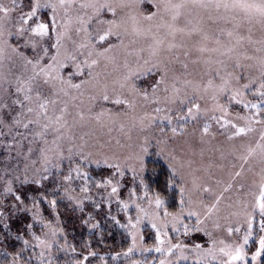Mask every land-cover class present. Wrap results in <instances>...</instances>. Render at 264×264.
I'll return each instance as SVG.
<instances>
[{"label":"snow or ice","instance_id":"snow-or-ice-1","mask_svg":"<svg viewBox=\"0 0 264 264\" xmlns=\"http://www.w3.org/2000/svg\"><path fill=\"white\" fill-rule=\"evenodd\" d=\"M140 3L143 0H27L26 3L9 0V4L5 5L0 0V147L5 148L9 158H21V162L15 166L0 168V235L5 230L10 231L8 221L19 213L31 214V222L25 226V235L31 237L32 242L23 239L24 247L13 255L12 264H32L34 259L38 264H53V246L60 250L67 247V244L63 248L58 245L55 239L57 229L51 222H45L39 207L47 201L46 192L31 195L26 194L24 188L28 185L44 187L43 181L49 179V175L44 174L50 171L48 165L59 167V161L65 158L63 144L65 141L72 142V129L92 119L83 111H76L73 115L65 99H76L71 96V90L79 91L91 81L73 83L72 74L65 78L64 70L72 64L76 69L75 74L83 75V68L87 67L88 76L96 79L91 69L101 59H115L114 55L109 56L113 52L112 46L103 50L96 47V44H103L111 35L119 34V31L114 33L113 29L132 35L133 45L142 42L143 46L138 52L147 50L150 57L144 60V64L151 65L148 71L155 69L160 74V79L152 89L153 94L164 86L165 103L178 104L181 110L186 107V112L178 119L198 120L209 112L221 113V117L213 114L210 119L216 121L221 129H230V134L226 135L228 141L241 139L239 145L233 143V149L242 153L239 159L244 162L240 171L229 172L227 179L217 178L213 182L212 173L204 169L205 174L201 175L202 169L192 168L195 161L190 159L191 188H180L178 212H169L164 207V201L156 196L155 207L151 212L136 205L139 214L135 223L129 218L130 227L136 229L142 218L149 219L156 229V252L172 256L178 251L179 259L183 260L188 259L185 253L191 252L196 257L195 264H207L208 258L214 264H250V261L258 264L259 260L264 259V0H156V11L148 15L138 17L127 11ZM118 9L125 12V17L119 22L99 19L105 11L116 16ZM129 21L131 28L128 27ZM94 22L98 27L92 28ZM105 24L107 28L103 27ZM80 56L85 57L83 61L78 60ZM237 70L249 74L245 77ZM127 79L125 76V82ZM243 79L248 82L240 84ZM169 80L172 81L170 88L167 86ZM178 82L183 85L182 88L177 87ZM120 87H126V83H120ZM252 87H255L253 95L259 98L258 102L243 103L242 99H238ZM225 94H228L229 104L243 103L244 108L255 109L251 115L236 114L235 120L243 121V126L228 118L229 108L220 103V97ZM103 98L107 100L108 96L104 95ZM143 99H149L147 92L143 93ZM200 100H210L211 109L202 107L198 102ZM152 102L160 101L157 98ZM115 103L128 102L117 99ZM128 106L134 107L131 103ZM154 111L159 113L162 109L156 108ZM103 115L100 113L94 119L99 121ZM164 118L169 124L172 123L170 117ZM154 120L155 117L146 113L140 118V130L150 127ZM255 125L260 126L258 140L244 143L243 138L257 131ZM210 129L211 124L205 123L200 145L207 142ZM160 131L164 133L163 128ZM171 134L175 137L183 132L172 127ZM185 142L191 145L192 156H204L205 149L202 146L197 153V146L192 141ZM157 143L166 144L167 141L158 139ZM252 143L255 147H252ZM117 145L121 148L132 147L119 141ZM83 148V144L79 146L81 152ZM146 151V147L141 148V152ZM37 153L38 157L33 159ZM68 153V159L71 160L72 147L68 148ZM138 158L135 153L127 157L128 160ZM252 159H258L260 163L258 181L253 172ZM38 163L42 165L41 168L36 166ZM105 163L109 168H114L116 174L124 175L120 164L108 163L107 160ZM211 167L209 164L208 168ZM73 172L78 177L83 176L85 184L80 191L87 193L88 177L86 173L80 172L79 166L69 170V174L63 177L64 182L73 179ZM246 173H253L250 183ZM95 186L110 188L109 197L119 195V187L111 178ZM233 192L238 194L237 200L229 202L226 207L232 209L239 205L240 211L229 212L228 216L221 217V202L225 199L231 201V196L226 197L225 194ZM192 193L197 199L191 198ZM65 194L69 200L75 199L68 195V189H65ZM245 195L251 196V201L242 199ZM129 196H135V192H130ZM205 197L211 199L206 203ZM48 203L53 209L56 207V200ZM148 204L151 208L153 199H148ZM77 206H82V201ZM123 207L126 209L128 204L124 203ZM194 207L201 211L194 210ZM186 208L187 216L196 217V224L191 229L184 225V235H189L190 231L203 232L209 237L208 247L201 243L191 246L183 242L173 243L171 238H167V232H163L165 238H162L161 229L155 220H159L161 215L164 218L171 217L173 231H178L175 224L182 223ZM239 216H243V223L239 226L232 223L222 225L220 222L221 219L228 221L231 217ZM209 220L216 234L202 227ZM37 225L48 231L43 232V235L37 234L33 231ZM254 231L258 237L255 241L258 247L249 261L246 248ZM16 239H21V236L18 234ZM135 239L133 234V247L125 255L133 251ZM37 248L40 249L38 253L35 252ZM29 249H32L33 254L25 256ZM95 255L89 252L76 264H87L89 256ZM160 264H173V261L161 259Z\"/></svg>","mask_w":264,"mask_h":264},{"label":"rangeland","instance_id":"rangeland-1","mask_svg":"<svg viewBox=\"0 0 264 264\" xmlns=\"http://www.w3.org/2000/svg\"><path fill=\"white\" fill-rule=\"evenodd\" d=\"M18 2L26 3L27 0H18ZM3 3L8 5L9 0H3ZM155 4L156 0H143V3L137 4L133 9H129L127 11L131 12L133 15L141 17L143 15H148L152 12H155ZM122 17H125V12H121L118 9L116 16H113L110 12L105 11L100 15L99 19L104 21L116 20L119 22ZM96 27L98 26L94 22L92 28ZM103 27L107 28V24H105ZM128 27L131 28L130 21ZM113 31L114 33L119 31V34L111 35L103 44H96V47L99 50H103L105 47L112 46L113 52L109 53V56H115L114 60L101 59L100 63L91 69L93 76H95L96 79H92L88 76L89 69L87 67L83 68V75H76V69L72 64H69V67L64 70L65 78H68L69 74H72L71 79L73 83H80L81 81L89 80L91 81L90 83H85L79 91L71 90V96L76 97V99H71V97L65 99L68 101L69 111L72 112L73 115H75L76 111H83L92 119L82 125L78 124L72 129V132L74 133L72 142L69 143L68 141H65L63 144V152L65 157L63 160H69L68 148L72 147V160H77L79 162L87 163L97 167L101 166V156L105 161L107 160L108 163L120 164L121 169L125 174L127 173L128 175H135L134 173L142 171L144 168L143 165L145 164V160L147 158L159 156L169 163L171 173L179 180L181 187L185 188H191V177L189 176L191 169L188 165V161L190 159L195 161V163H193L191 166L192 168L202 169L200 173L201 175L205 174L203 171L204 169H207L209 172H211L213 182L217 178L227 179L229 172L240 171L241 165L244 164V162L239 159L242 153L240 151H234L233 143L239 145L242 142L241 139L237 138L234 142L228 141L226 139V135L230 134V129H221L220 125L217 124L216 121L210 119L211 115L213 114L217 117H221V113L218 111L215 113L209 112L207 116L202 115L198 120L178 119L179 116L186 112V107L181 110L178 104L165 103L163 100L165 95L163 92L164 86H161L159 89H157V92L153 94L152 89L156 85V81L160 79V74L155 69L148 71V68L151 67V65L144 64V60L149 59L150 57L147 50L144 52H138V49L143 46L142 42L141 44L133 45L131 43V41L134 39L132 35L124 34L122 30L113 29ZM93 34L95 35V33ZM129 53L132 54L129 55ZM84 58L85 57L80 56L78 60L83 61ZM125 64H127V67H125ZM237 72H242L245 77H247L249 74L247 71L242 70H237ZM256 75H258V73H256ZM125 76L128 77L126 82L124 80ZM190 78L191 77H189V79ZM247 82V79H243L240 81V84ZM120 83H126V87L121 88ZM171 83L172 81L169 80L167 84L169 88L171 87ZM177 87L182 88L183 85L178 82ZM254 91L255 87L249 88L244 91L243 97H238V99H242L243 103H247L248 101L258 102L259 98L253 95ZM145 92H147L149 96L147 101L143 99V93ZM104 95L108 96L107 100L103 98ZM189 95H191V92H189ZM227 95L228 94H225L220 97V103L229 108L230 115L228 118L232 119L233 122L243 126V121L235 120L236 114L251 115L253 112H255V109L244 108L243 103L236 104L233 102L229 104ZM157 98H159L160 102L153 103L152 101ZM181 98H184L183 95H181ZM117 99L127 101L128 103L134 105V107L129 108L128 103L116 104L115 101ZM198 102L201 103L202 107H207L209 109L212 107V102L210 100L207 102L200 100ZM73 105H75V107H73ZM156 108H161L162 111L157 113L154 111ZM100 113H104V115L99 121H97L94 119V117ZM146 113L151 117H155V120L150 125V127L146 128L144 131H141L140 118ZM166 116L171 118V124H169L168 120L164 118ZM205 123L211 124L210 134L208 137H206L207 142L203 145H200L199 141L202 134V128ZM134 124L135 127H133ZM172 127H176L178 131L182 130L183 134L173 137L171 134ZM255 127L257 131L250 133L248 137L243 138L244 143L258 140L260 126L255 125ZM161 128L164 129V133L160 131ZM222 132L224 134H221ZM129 136H131V140H129ZM81 137H83V139H81ZM158 139H163L167 141V143L158 144ZM187 140L192 141L197 146V153L199 152V148L202 146L205 149L204 156L200 157L198 154L196 156H192L191 145L185 142ZM117 141H119L120 144L131 145L132 147L121 148L119 145H117ZM26 143L27 142H25V144ZM82 144L84 145V148L81 152L79 150V146ZM73 145H75V147ZM142 147H146L147 151L141 152ZM252 147H255L254 143H252ZM132 153L137 154L139 158L128 160L127 157ZM37 157L38 153L34 154L33 159H36ZM13 160H18L21 162V158L19 157ZM61 161H59V163ZM209 164L212 165L211 168H208ZM251 164L253 166V172L256 173L255 178L258 181L260 171L259 160L252 159ZM36 166L38 168L42 167L40 163H38ZM105 166L108 167L107 165ZM48 167L52 168L53 166L50 164ZM244 167L246 170L247 165ZM111 170L115 171L114 168H111ZM246 174L250 183L253 173ZM106 179L97 178V181H94L93 178V185L95 186L96 183ZM113 183L117 184L115 181H113ZM117 186L120 189L118 184ZM103 189L104 203L107 202L108 205L111 203L115 205L117 203L120 205V208H123L124 203H127L128 207L135 204V202H132V197L130 198L129 196V190L123 195L109 197L108 193L110 192V188ZM225 195L226 197L231 196V201L225 199L221 202V217L228 216L229 212L240 211L239 205L234 206L232 209H228L226 207L229 202H235L237 200L238 194L233 192L227 193ZM191 198L193 200L197 199L195 193L191 194ZM210 199V197H205V202L207 203ZM242 199L245 201H251L252 197L245 195L242 197ZM140 206L142 208L148 209L150 212L155 207L152 205L150 208L149 204ZM135 208L136 213L134 214V221H136V218L139 214L137 207ZM194 210L201 211L196 207H194ZM185 215L187 216V208L185 209L184 216ZM258 215L259 214L257 212V216ZM187 218L193 219L194 224H196L195 216H187ZM201 218L203 217L201 216ZM144 221L150 223L152 226V222L149 219L142 218L141 223L143 225L145 224ZM220 222L222 225L225 223H232L234 226H239L243 223V216L231 217L228 221L221 219ZM155 223L158 227L161 226L163 229L167 228L168 230L170 229L173 231L171 217L164 218L161 215V218L159 220H155ZM138 225L136 229L132 231L133 234L135 233V236L138 234ZM175 227L177 228V223L175 224ZM202 227H205L208 231L216 234L212 227L211 220L207 221ZM199 234L200 237L204 238V240L200 241V243L205 247H208L209 237L205 236L203 232H199ZM257 239L258 237L254 231L253 237L249 241L247 247H250L251 242H255ZM247 252L250 253L249 251ZM207 264H214V262L211 261V258H208Z\"/></svg>","mask_w":264,"mask_h":264},{"label":"trees","instance_id":"trees-1","mask_svg":"<svg viewBox=\"0 0 264 264\" xmlns=\"http://www.w3.org/2000/svg\"><path fill=\"white\" fill-rule=\"evenodd\" d=\"M4 142L6 143V141ZM100 158L101 166L97 167L77 160H62L59 167L49 168V173H44L49 175V179L43 181V188L35 185H28L24 188V192L31 195L46 192L47 201L39 205L43 211L45 222H51L52 226L57 229L55 239L58 245L63 248L67 244L64 250L53 246L51 250L53 264H76L89 252H94L96 255L89 256L87 264H160L161 259H170L173 264H195L196 257L191 252L185 253L188 256L187 260L179 259L178 251L172 256L156 252V229L146 221H144V225L142 223L138 225L135 247L131 253L125 255L128 249L133 247L132 231L134 229L129 225V218L131 217L132 222H135L133 219L137 204H148V199H153L152 205L155 206L154 198L159 196L169 212L176 213L179 210L181 185L171 173L169 163L159 156L147 158L142 171L134 173L136 176L127 173L120 176L105 166L107 164L103 157L100 156ZM18 162V160L14 161L9 158L5 148L0 147V168L9 165L15 166ZM77 166L82 174H87L89 187L87 193L80 191L85 184L82 175L78 177L73 172V179L70 182L65 183L63 180V177L69 174V170L75 169ZM93 178L94 181H97V178H111L120 186L119 195L127 193L128 190L129 194L134 191L135 196L132 197V202L135 204L125 209L124 207L120 208L117 203L115 205L104 203V189L96 188L93 185ZM65 189H68V195L75 199L69 200ZM53 199L56 200L54 209L48 203ZM81 201L82 206L78 207L77 205ZM30 217V213H19L16 218L8 221L10 231L5 230L3 235H0V264H12L13 255L24 247L23 239H29L32 242L31 237L25 235L27 231L25 226L31 222ZM182 221L184 222H177L178 231L163 229L160 226L162 238H165L163 232H167V238H171L173 243L183 242L189 246L204 240L200 237L199 232L190 231L189 235L185 236L184 225H189L188 227L191 229L195 224L194 220L188 219L186 215ZM33 231L43 235V232H47L48 229H41L37 225ZM18 234L21 239H16ZM49 238L51 239V237ZM257 247L258 243L256 242H251L250 247H247V251L250 252L249 259ZM73 248H75L74 252ZM39 251L40 249H35L36 253ZM32 254V249H29L24 255ZM32 264H38L37 260L34 259ZM250 264H257V262L250 261ZM258 264H264V259L259 260Z\"/></svg>","mask_w":264,"mask_h":264}]
</instances>
